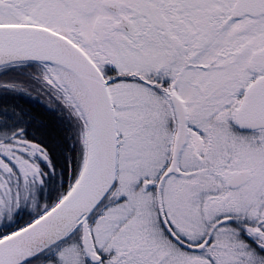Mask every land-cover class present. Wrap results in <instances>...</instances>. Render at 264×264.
Returning a JSON list of instances; mask_svg holds the SVG:
<instances>
[{
  "label": "snow or ice",
  "instance_id": "snow-or-ice-1",
  "mask_svg": "<svg viewBox=\"0 0 264 264\" xmlns=\"http://www.w3.org/2000/svg\"><path fill=\"white\" fill-rule=\"evenodd\" d=\"M0 264H264V0H0Z\"/></svg>",
  "mask_w": 264,
  "mask_h": 264
}]
</instances>
